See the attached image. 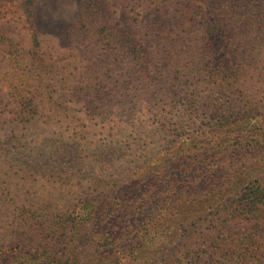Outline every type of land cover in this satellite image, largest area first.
<instances>
[{"label":"trees","instance_id":"trees-1","mask_svg":"<svg viewBox=\"0 0 264 264\" xmlns=\"http://www.w3.org/2000/svg\"><path fill=\"white\" fill-rule=\"evenodd\" d=\"M205 1L138 40L95 27L91 6L67 66L49 57L32 2L20 3L30 47L0 40V254L15 251L10 264H134L155 231L166 237L143 264H264V162L252 163L264 157V0ZM124 2L158 12L172 0ZM200 119L205 133L191 137ZM102 137L131 148L130 172L84 185L69 165L110 173L118 160ZM182 233L186 250L174 252Z\"/></svg>","mask_w":264,"mask_h":264},{"label":"rangeland","instance_id":"rangeland-1","mask_svg":"<svg viewBox=\"0 0 264 264\" xmlns=\"http://www.w3.org/2000/svg\"><path fill=\"white\" fill-rule=\"evenodd\" d=\"M26 0H16L10 4H6L7 8L3 9L0 6V40L2 38H7L15 43H21L27 47H30L29 39L26 37L24 30L20 25L17 26L19 21L17 20V14L19 13L18 6L20 3ZM33 4V14H34V29L39 35L43 46L48 50L49 57H54L60 66H67L72 64L71 53L72 44L78 39V33H76V28L80 20L81 14L87 9L93 7V12L95 13V27L101 29V27L109 26L113 32H117L122 37L137 36L138 39H143L144 34L149 26L161 27V31L164 32L166 28H172L176 21V16L180 14H173V10L182 6V8L192 11L194 7L201 6L203 8L208 7V3L205 0H172L171 3L163 4V9L156 12L153 9L146 7L134 8L133 6H128L124 0H30ZM95 8V9H94ZM181 9V8H180ZM95 31L94 29H92ZM96 32L99 31L96 30ZM84 39V38H83ZM90 40L88 39L84 46H89ZM95 48L105 56L107 50L106 47H101L97 44L94 45ZM52 50V51H49ZM110 52V49H108ZM4 48L0 46V74L6 73L8 70V63L3 55ZM108 54V53H107ZM113 54V53H110ZM52 55V56H51ZM178 87L175 89L174 95L176 100L180 103L182 96L180 92L182 91V84L177 83ZM2 84L0 85L1 90ZM259 93V99H261L262 93ZM0 95H2L0 93ZM2 98V97H1ZM3 104L8 102L6 97L3 98ZM152 121V119H151ZM155 126V124H152ZM208 125V121L200 119L195 128L190 133L191 137L196 135H203L205 133V128ZM99 145L110 149H116L114 140H109L108 138H100ZM166 139V138H165ZM136 141V139H133ZM96 142V141H95ZM120 150L116 149V152L109 153L110 157L114 154L117 155V162L113 164V169L111 172L104 171L103 168L92 167L89 170L83 166H72L69 165L67 168L74 169L75 176H80L83 180V184L87 185L92 176L96 172H99L101 176L110 181H118L119 183L127 180V176L130 172L129 161L132 156L131 148L123 143ZM157 151L161 149V144L156 143ZM139 156V151L136 152ZM254 164H260L264 162V157L259 158L258 161L252 159ZM251 162H249L250 164ZM107 168V167H106ZM110 169V168H107ZM113 171V172H112ZM78 172V173H77ZM77 179V178H76ZM54 179H52V182ZM223 183V181H220ZM69 196V199L73 200L74 196L62 194L60 197L65 198ZM208 210V209H207ZM264 210V209H263ZM207 212V211H206ZM1 219V218H0ZM2 219L4 217L2 216ZM166 237L165 233L162 231L152 232L146 241L144 250L138 254L134 260V264H143L149 259V254L154 251L159 245L164 241ZM185 240L186 233H182L178 238L174 240V245L171 250L174 252L185 251ZM2 248V247H1ZM16 252L13 251L10 258H6L0 254V264H10L15 260ZM15 254V255H14ZM216 258V257H215ZM219 259V258H217Z\"/></svg>","mask_w":264,"mask_h":264}]
</instances>
